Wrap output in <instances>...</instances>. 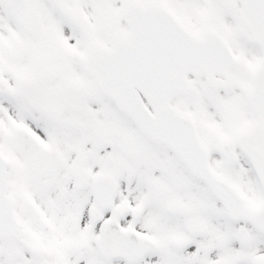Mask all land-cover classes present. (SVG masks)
<instances>
[{
	"label": "snow or ice",
	"instance_id": "snow-or-ice-1",
	"mask_svg": "<svg viewBox=\"0 0 264 264\" xmlns=\"http://www.w3.org/2000/svg\"><path fill=\"white\" fill-rule=\"evenodd\" d=\"M0 264H264V0H0Z\"/></svg>",
	"mask_w": 264,
	"mask_h": 264
}]
</instances>
